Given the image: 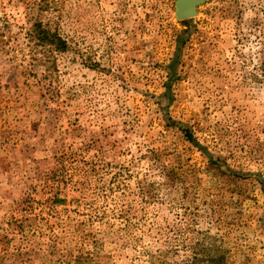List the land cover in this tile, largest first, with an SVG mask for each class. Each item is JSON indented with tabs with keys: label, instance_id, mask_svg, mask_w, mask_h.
<instances>
[{
	"label": "rangeland",
	"instance_id": "1",
	"mask_svg": "<svg viewBox=\"0 0 264 264\" xmlns=\"http://www.w3.org/2000/svg\"><path fill=\"white\" fill-rule=\"evenodd\" d=\"M175 5L0 0V264H264V0Z\"/></svg>",
	"mask_w": 264,
	"mask_h": 264
},
{
	"label": "trees",
	"instance_id": "2",
	"mask_svg": "<svg viewBox=\"0 0 264 264\" xmlns=\"http://www.w3.org/2000/svg\"><path fill=\"white\" fill-rule=\"evenodd\" d=\"M32 38L41 43L42 45H49L54 47L56 50L65 51L68 48L67 41L62 38V36L51 30L49 27L43 25L42 23H35L33 29L31 30ZM204 257L206 259L204 264H225L223 261V256L221 254H217L214 249L206 248L202 250ZM196 260H198L196 258ZM197 261H193L192 264H198ZM166 262H163L165 264ZM153 264V261H152Z\"/></svg>",
	"mask_w": 264,
	"mask_h": 264
},
{
	"label": "water",
	"instance_id": "3",
	"mask_svg": "<svg viewBox=\"0 0 264 264\" xmlns=\"http://www.w3.org/2000/svg\"><path fill=\"white\" fill-rule=\"evenodd\" d=\"M206 0H176V18L185 20L197 14L198 6Z\"/></svg>",
	"mask_w": 264,
	"mask_h": 264
}]
</instances>
